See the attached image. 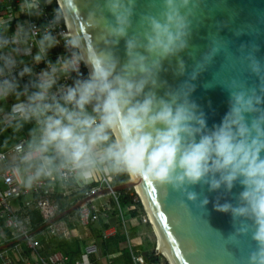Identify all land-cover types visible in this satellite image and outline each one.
Segmentation results:
<instances>
[{
  "label": "clouds",
  "instance_id": "9594fccd",
  "mask_svg": "<svg viewBox=\"0 0 264 264\" xmlns=\"http://www.w3.org/2000/svg\"><path fill=\"white\" fill-rule=\"evenodd\" d=\"M49 3L20 0L18 7L24 16L39 18ZM198 5L199 0H158L152 11L148 0L133 27L137 0H87L93 40L85 45L75 32L65 36V52L55 59L50 53L60 39L54 29L75 11L74 4L63 3L40 25L25 20L10 30L0 22V130L18 133L29 126L0 167L26 190L131 175L196 201L190 185L231 192L239 184L235 204L213 207L242 222L237 235L250 233L255 248L246 264H264V63L245 57L258 88L244 82L226 87L228 110L211 128L189 98L193 85L172 89L159 78L162 62L187 48ZM121 40L123 61L115 52ZM216 51L214 46L196 71ZM177 67L183 74L182 60ZM208 202L204 197L199 205Z\"/></svg>",
  "mask_w": 264,
  "mask_h": 264
},
{
  "label": "water",
  "instance_id": "95a60500",
  "mask_svg": "<svg viewBox=\"0 0 264 264\" xmlns=\"http://www.w3.org/2000/svg\"><path fill=\"white\" fill-rule=\"evenodd\" d=\"M58 2L60 6L65 2L76 6L66 19L72 33L81 36L87 45L94 35L86 23L88 9L84 5L87 0ZM151 3L155 6L152 11L158 10V0H151ZM147 6L148 0H137L133 27ZM190 19L187 48L162 62L159 78L172 89L185 82L193 85L189 98L205 113L207 126L211 128L213 124H219L228 110L229 91L226 87L244 82L247 87L258 88V77L247 70L245 57L252 55L264 63V0H199ZM214 46H217V51L201 70L196 71L197 65L203 62ZM115 52L121 61L125 59L124 40L119 42ZM178 60L184 63L183 74L178 73ZM194 71L196 76L192 79ZM164 91L165 88H161L158 94L163 95ZM129 176L125 183L81 198L36 232L70 215L90 200L136 187L141 197L135 194L156 229L151 225L152 231L157 239L159 236L170 260L169 263L165 259L167 264H246L249 251L255 248L250 233L237 235L236 229L242 222L233 220L230 213L216 211L213 207L217 202L235 204L242 186L236 184L231 192H225L223 188L209 192L205 184L190 185L188 190L197 193V200L189 201L183 192H173L147 178ZM204 197L209 202L201 208L199 201ZM19 242H8L0 246V251ZM142 256H146V252Z\"/></svg>",
  "mask_w": 264,
  "mask_h": 264
},
{
  "label": "built area",
  "instance_id": "2783aa9c",
  "mask_svg": "<svg viewBox=\"0 0 264 264\" xmlns=\"http://www.w3.org/2000/svg\"><path fill=\"white\" fill-rule=\"evenodd\" d=\"M19 3L20 0H0V22H8L10 30L14 29L17 23L25 20H30L37 25L45 23L52 17L53 11L60 7L58 0H51V3L44 8L43 16L29 18L19 11ZM54 31L60 39V44L52 50L50 59H55L57 54L65 52L63 38L73 34H71L72 30L68 26L66 18L55 27ZM42 67L44 65L41 63L36 66V70ZM81 71L85 73L87 71L83 65H81ZM66 82L71 83L70 80ZM23 139L25 137H19L15 143ZM11 148L9 151H0V164L6 161ZM113 185H115L114 182L108 176H98L85 185L61 186L53 183L26 190L15 176L0 167V246L20 240V243L8 250L0 251V264H101L96 262L98 259L95 261L83 260V256L88 258L97 255L95 243L86 240L90 238V227L93 223L100 220L103 224H107L109 212L114 213L115 218L120 220L126 235L125 212L120 207L118 193H110L107 196L90 200L79 207L74 215L50 224L37 235L34 234L31 225V214L37 213L43 223H46L60 212L61 203L57 201V198L62 202L79 195L83 198ZM15 203L17 206L13 205ZM72 234L77 241L85 243L82 248V258L71 260L61 252H48L45 249L48 239L57 238L68 241ZM108 237L107 230H102V240H107ZM157 246L158 239L154 234V250L150 257H146L147 253L146 256H142V252L133 250L129 243L130 264H159L158 259L161 260L163 257L157 251ZM150 258L151 263H149ZM163 259L165 260V258ZM105 264H113V261L107 258Z\"/></svg>",
  "mask_w": 264,
  "mask_h": 264
},
{
  "label": "crops",
  "instance_id": "0c3cea01",
  "mask_svg": "<svg viewBox=\"0 0 264 264\" xmlns=\"http://www.w3.org/2000/svg\"><path fill=\"white\" fill-rule=\"evenodd\" d=\"M28 127L29 126H25V129H23L22 131H20L18 133H13L10 129L1 131L0 132V151H9V149L12 147L13 144H15L16 140L19 137H25L26 138L27 137V128ZM96 178H98V176ZM80 199H81V197L78 200H80ZM78 200H76L75 202H77ZM57 201L59 203H61L62 206L63 205H67V207L65 209H63V210H66L68 207L72 206L75 203V202H73V203L69 204V203H67L68 200H65L64 202H62L60 199L58 200V198H57ZM13 205L14 206H17L16 203L13 204ZM63 210H61V206H60V212H62ZM76 211L73 212V213H71L70 215H68L66 217H69V216L74 215L76 213ZM66 217H64V218H66ZM124 217H125V220H126V227H125L126 235L124 233V229H123V227H122V225L120 223V220L118 218H116V220L118 221L117 223L119 225V227L117 226L118 229L115 228V226L112 225L111 219L109 218L107 220L108 226L100 227V228L98 227V233L97 234H95L94 236H92V231H90V238L88 240H86V241H90L91 240L92 242L95 243V245L97 247V255L95 257L94 256H90L88 258L84 257L83 254H82V248L84 247L85 243L84 242L81 243V242L77 241L76 239L73 240V238L70 239L72 241L69 244L74 245L73 246L74 247V250H76V254L74 256H69L67 254V252H63V251H61L59 249L58 250H55V249L52 248V241L53 240H64V239H57V238H50V239H48L47 244H45V249L48 252H54V251L61 252L62 254L68 256L71 260L80 259L83 256V260L84 261H87V259L89 261L90 260L95 261L96 259H98L96 261L97 263L105 264L107 258H110L111 259L110 254H109V252L107 250L108 249V244L111 241V239L112 238H115V239L121 238V240L123 242L122 243L123 248L128 249V246H129V243H130L129 234L133 230L134 231H138L141 228V223L138 221V216H136V217H130L128 211H126L124 213ZM100 224H102V222H100ZM41 226H39L38 228H40ZM38 228L36 230H34V234L35 235H37V234H39L41 232V231L36 232L38 230ZM102 230H107V233L109 234V237H108L107 240H102V238H101ZM70 240H68V241L67 240H64V241H66L68 243ZM16 244H18V243H15L12 246L6 247V248L2 249L1 251L8 250L9 248L13 247ZM130 246H131V244H130ZM131 248H132V246H131ZM121 250H122V247H120V246L115 249L116 252H120L122 254L123 252H121ZM135 251H137V250H135ZM122 256H123V254H122ZM113 264H114V261H113Z\"/></svg>",
  "mask_w": 264,
  "mask_h": 264
},
{
  "label": "rangeland",
  "instance_id": "374dc122",
  "mask_svg": "<svg viewBox=\"0 0 264 264\" xmlns=\"http://www.w3.org/2000/svg\"><path fill=\"white\" fill-rule=\"evenodd\" d=\"M128 176V180L130 178L129 175ZM108 178L114 182V177L112 176H108ZM126 192H128L127 194H129V196H133L134 202H138V204L140 205V211L138 209H136L135 206H128V210L129 212H135V214H140L142 213V215H138V221L141 223V228L138 231H132L129 234V240H130V244L132 246L133 250H137V251H142L141 248H144L145 251H147L148 253H152V251L154 250V234L152 231V226L148 221V218L144 212V209L141 205L140 200L138 199L137 195L135 194V192L133 190H125ZM81 196H76L74 198H70L67 199L69 204L75 202L76 200H78ZM98 202V201H96ZM138 212V213H137ZM109 216L108 219H111L112 225L115 226V228L118 229L119 225H118V221L115 218L114 213L109 212ZM100 222L102 221H97L95 223H93V225L90 227V231H92V236H94L95 234L98 233V227L100 228ZM112 226V227H113ZM118 226V227H117ZM127 240V239H126ZM72 240H70L68 242V245L71 246L69 243H71ZM66 242V241H65ZM122 240L121 238L115 239L112 238L111 241L108 244V252L110 254L111 259L114 261V264H127L124 262V258L122 256V254L120 252H116L115 249L117 247H122ZM159 264H167L166 261L161 258V260L158 259Z\"/></svg>",
  "mask_w": 264,
  "mask_h": 264
},
{
  "label": "trees",
  "instance_id": "16d2710c",
  "mask_svg": "<svg viewBox=\"0 0 264 264\" xmlns=\"http://www.w3.org/2000/svg\"><path fill=\"white\" fill-rule=\"evenodd\" d=\"M128 181V176L127 175H121V176H118V177H114V184H122V183H125ZM128 192L126 191H121L119 192L117 195H118V199H119V204H120V207L122 209V211L126 212L128 211L129 213V216L130 217H136L138 215H142V213H138V214H135V212H129L128 210V206H135L136 209H138L140 211V205L138 204V202H134V197L133 196H129V194H127ZM59 200V198H58ZM67 207V205H61V210L65 209ZM43 224V221L41 220V218L39 217L38 214L36 213H32L31 214V225H32V228L33 230H36L39 226H41ZM103 224V223H102ZM100 225V227H105V226H108V224H103V225ZM74 234H72V237L73 240H75L76 238L73 237ZM71 246L68 245L67 242H65L64 240H53L52 241V248L55 249V250H61L63 252H67V254L69 256H74L76 254V250H74V245L70 244ZM128 249H125V248H122L121 252H123V258H124V262L127 263V264H130V258H129V254H128ZM141 252H146L147 253V256L146 257H150L151 253H148L147 251H145L144 248H141ZM151 258L149 259V263H151Z\"/></svg>",
  "mask_w": 264,
  "mask_h": 264
},
{
  "label": "bare ground",
  "instance_id": "6f19581e",
  "mask_svg": "<svg viewBox=\"0 0 264 264\" xmlns=\"http://www.w3.org/2000/svg\"><path fill=\"white\" fill-rule=\"evenodd\" d=\"M67 23H68V22H67ZM68 26H69V24H68ZM69 27H70V26H69ZM70 29H71V28H70ZM71 34H72V31H71ZM133 191H134L135 193H137V194L141 197V195H140V193H139V191H138V189H137L136 187L134 188ZM148 221L151 222V225L154 227V225H153V223H152L151 218L149 217V215H148ZM154 229H155V227H154ZM155 230H156V229H155ZM156 234H158L157 231H156ZM157 251L159 252V254L162 255L163 258H165V259L167 260V262L170 263V260H169V258H168V256H167L166 252H165L164 246L161 244V242H160V240H159V236H158V246H157Z\"/></svg>",
  "mask_w": 264,
  "mask_h": 264
}]
</instances>
